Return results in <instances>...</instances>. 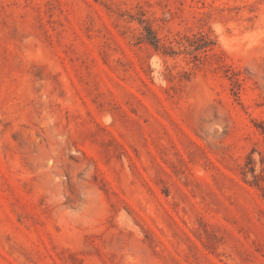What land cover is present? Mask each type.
Wrapping results in <instances>:
<instances>
[{
    "label": "rangeland",
    "instance_id": "obj_1",
    "mask_svg": "<svg viewBox=\"0 0 264 264\" xmlns=\"http://www.w3.org/2000/svg\"><path fill=\"white\" fill-rule=\"evenodd\" d=\"M0 264H264V0H0Z\"/></svg>",
    "mask_w": 264,
    "mask_h": 264
},
{
    "label": "trees",
    "instance_id": "obj_2",
    "mask_svg": "<svg viewBox=\"0 0 264 264\" xmlns=\"http://www.w3.org/2000/svg\"><path fill=\"white\" fill-rule=\"evenodd\" d=\"M147 39L152 43L154 44L155 46H158L159 45V39L157 38V36L154 34V32L152 30H149L148 31V34H147ZM209 41L208 40H205V44H203L202 46H205L206 44H208ZM200 46V47H202Z\"/></svg>",
    "mask_w": 264,
    "mask_h": 264
}]
</instances>
